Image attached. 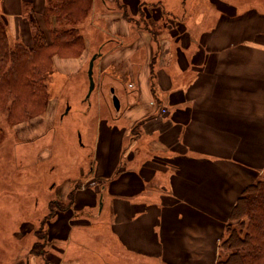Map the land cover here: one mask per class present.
Instances as JSON below:
<instances>
[{"label": "crops", "instance_id": "crops-1", "mask_svg": "<svg viewBox=\"0 0 264 264\" xmlns=\"http://www.w3.org/2000/svg\"><path fill=\"white\" fill-rule=\"evenodd\" d=\"M27 1H0L16 32L30 28ZM131 1L126 10L140 12L138 0ZM30 2L36 18L48 4ZM218 9L221 17L203 9L194 22L185 16L162 40L149 27L131 26L124 14L105 25L107 51L95 61L105 83H119L111 92L121 103L116 122L131 124L122 135L129 136L131 126L138 131L116 151L123 136L105 124L100 134L107 139L95 145V160L98 151L101 157L95 172H112L106 174L110 179L122 168L109 186L107 208L121 260L104 253L103 263L96 251L95 264H217L236 202L264 175V17L238 15L235 7L226 16ZM89 55L86 48L80 58L61 60L80 62ZM87 139L92 143L93 137ZM60 252L56 264H82V251L74 258L67 249Z\"/></svg>", "mask_w": 264, "mask_h": 264}, {"label": "rangeland", "instance_id": "rangeland-1", "mask_svg": "<svg viewBox=\"0 0 264 264\" xmlns=\"http://www.w3.org/2000/svg\"><path fill=\"white\" fill-rule=\"evenodd\" d=\"M131 3V0H93L91 13L67 27L78 26L87 39L90 55L80 62L55 59L54 71L47 79L50 107L46 113L15 126L7 121L6 113H0L4 130L0 135V264H56L63 249L68 250L70 258L82 251V264H95L96 251L103 255V263L107 259L104 253L112 252L117 261L121 260L108 230L107 208L111 206L109 186L122 168L110 179L107 175L112 172L107 175L95 172L101 158L98 151L95 160V151L101 140L107 139L106 132L100 134L105 124H112L109 127L115 131L105 129L120 137L125 132L123 128L131 124L116 122L121 112L115 111L110 89L116 90L119 83H105L107 79L96 61L93 68L96 86L89 94L90 63L99 52L107 51L106 23H116L119 17L115 16L124 14L131 26L149 27L162 40L169 38V28L183 23L185 16L189 22L198 20L202 9L211 18L221 17L219 7L224 8L225 15H233L235 7L238 15L264 17V0H138V13L126 10ZM92 11L95 18H91ZM98 12H103V20ZM9 30L13 41L33 45L30 28H18L16 32L9 25ZM109 35L116 37L113 32ZM126 39L124 43L129 41ZM60 62L66 64L59 66ZM128 87L132 88L130 84ZM129 129L125 135L130 134L123 136L122 145L115 142L116 151L136 137L138 126ZM87 137H93L92 143ZM96 230L100 238L96 237ZM85 243L87 246L82 245L79 251V245Z\"/></svg>", "mask_w": 264, "mask_h": 264}, {"label": "trees", "instance_id": "trees-1", "mask_svg": "<svg viewBox=\"0 0 264 264\" xmlns=\"http://www.w3.org/2000/svg\"><path fill=\"white\" fill-rule=\"evenodd\" d=\"M92 2L48 0L37 18L33 4L26 2L32 46L13 41L9 18L0 15V113L7 114L12 126L49 109L47 79L54 71L55 59H77L86 50L79 28L67 27L86 18ZM3 131L0 124V135ZM217 264H264V179L248 186L236 202L220 242Z\"/></svg>", "mask_w": 264, "mask_h": 264}, {"label": "water", "instance_id": "water-1", "mask_svg": "<svg viewBox=\"0 0 264 264\" xmlns=\"http://www.w3.org/2000/svg\"><path fill=\"white\" fill-rule=\"evenodd\" d=\"M96 58H97V56H95L93 59H92V61H91V63H90V69H89V79H90V93L89 94H91L93 91H94V89H95V81H94V78H93V68H94V62H95V60H96ZM114 88H112L111 89V92L112 93H114ZM113 103H114V106H115V108L117 109V110H119L120 109V100H119V98L114 94V96H113ZM68 110L69 109H67V112H68ZM101 203L100 204H102V201H100Z\"/></svg>", "mask_w": 264, "mask_h": 264}, {"label": "built area", "instance_id": "built-area-1", "mask_svg": "<svg viewBox=\"0 0 264 264\" xmlns=\"http://www.w3.org/2000/svg\"><path fill=\"white\" fill-rule=\"evenodd\" d=\"M130 87H133V84H130Z\"/></svg>", "mask_w": 264, "mask_h": 264}]
</instances>
